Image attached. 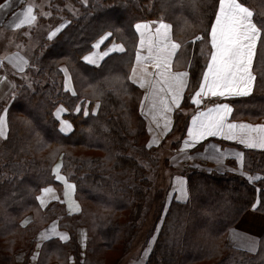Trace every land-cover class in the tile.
<instances>
[{
    "label": "trees",
    "instance_id": "trees-1",
    "mask_svg": "<svg viewBox=\"0 0 264 264\" xmlns=\"http://www.w3.org/2000/svg\"><path fill=\"white\" fill-rule=\"evenodd\" d=\"M241 2L253 10L254 19H264V0ZM218 4V0H109V4L87 6L80 16H70V23L55 38L41 42L39 65L45 74L41 72L34 86L23 88L9 104L8 138L0 142V264H15L19 252H25L23 264H28L37 234L53 220L69 232V239L44 241L36 264H69L70 252L76 264H118L119 257L110 259L109 253L125 255L130 250L149 213L152 171L168 163L159 148L148 146L140 111L143 91L129 77L137 46L134 25L148 19L172 24L174 38L182 45L177 62L189 71L182 103L188 107L210 58L207 33ZM162 10L172 20L152 15ZM106 32L112 35L100 47L105 49L116 42L124 51L111 52L97 65L87 63L84 55ZM198 36L205 39L193 43ZM63 64L72 77L75 94L63 87ZM254 71L253 92L228 99L234 106L233 118L255 121L264 117L261 41ZM86 100L90 107L98 102L96 113L84 116L75 112L77 104ZM59 104L69 109L66 116L73 122L69 134L59 129L54 116ZM188 124L189 116L176 114L175 130L185 132ZM240 147L245 171L258 172L262 178L253 184L233 172L184 170L188 199H172L167 207L163 200L167 209L146 264H264V234L254 253L227 242L229 229L249 208L256 204V210L264 213V151ZM61 153L62 172L74 182L81 204L78 214L64 212L63 204L55 201L39 209L34 198L41 188L58 185L51 167ZM153 195L159 201L163 190ZM162 199L156 209L161 208ZM138 202L147 209L143 207L135 215ZM31 210L33 219L23 226L20 221ZM79 226L87 229L83 256L77 239Z\"/></svg>",
    "mask_w": 264,
    "mask_h": 264
},
{
    "label": "crops",
    "instance_id": "crops-1",
    "mask_svg": "<svg viewBox=\"0 0 264 264\" xmlns=\"http://www.w3.org/2000/svg\"><path fill=\"white\" fill-rule=\"evenodd\" d=\"M218 9H219V4L217 11ZM158 21L160 20L148 19L137 22V23L150 22L151 30H145V29L137 30L135 28V25L137 23L134 25V28L137 33V46H136L133 65L129 77L130 80L134 84L139 86L143 91V95L140 103V111L146 124V129L148 134V145L151 143V146L159 148L161 150V153H163V157L168 159V163L167 165H165V167H170L172 170H174L173 173L171 174L168 173L167 175V177L169 176V183H171L172 185L171 187L172 192L171 194L168 195L169 200L171 201L172 199H176L178 201L184 202L188 199L189 196L188 179L185 174H182V172L184 170L193 169V168L205 170L208 172L209 171L233 172L246 177L253 184H256L258 180L262 178V175L259 174L258 172L249 173L245 171L243 167L244 152L240 146L254 150H262V151H264V148L249 147L246 143H242L241 142L242 140L247 139V136L244 135H238L237 139H229L226 130L221 135H212V136L205 135L204 138L200 140H193V138L190 137L188 134V129L190 127L194 128L192 117L196 115L197 112H205L207 109L212 108L214 104H228L231 107L232 110L226 117V124H236L237 126L264 125V117H260L255 121H251L245 118H233L234 106L228 101V99L237 96H215V97L206 96L202 98L203 102L200 105L195 104L190 98L191 105L188 107H183L182 103L187 93V88L189 84V75H188V77L185 78L186 86L182 90L181 100L178 106H173L170 112L164 111V115H161L160 112L163 109L159 99L157 98L155 100V103L157 104V108L154 110L151 109V104L153 103V99H154L152 95V90L147 86L141 87L140 84L135 81L139 79L140 76L144 75L142 69L145 65L147 66L149 75L145 76L144 78L147 80L154 81L156 79V77L154 76L155 69L153 67V63L150 60L143 61L142 63L138 64L136 60V56L138 52L141 54L142 57L147 56L149 42L155 43L157 41L158 38L154 35V33H155V28L158 26L156 23ZM163 21L172 26V24L169 21L166 20ZM170 32L172 38L176 40L173 35V27H171ZM141 41H143V44L141 43ZM176 42L180 43L178 40H176ZM120 46L123 47L121 43L112 42L105 49L101 47L93 48V50L89 53L97 54L96 57H94L96 59V63L93 64L90 63L89 61L86 62L89 64L97 65L105 57L102 55L103 52L108 51L109 49H111V51H109V54L114 51L123 52L124 47L123 50H121ZM179 50L180 49L177 50V54ZM89 53H87L86 55H88ZM177 54L172 58V70L174 72L186 71L189 73L188 69L181 65V62H177ZM254 61H255V57L253 60L251 71L253 76L256 78L254 71ZM134 67L136 68V76H133L132 70ZM66 81H67V88L72 89V85L68 74H66ZM254 85H255V80L253 81L252 91L250 93L246 95H238V96H247L251 94L253 92ZM159 87H164V85L161 84ZM146 93L148 94V99H145ZM194 94L195 92L193 93V95ZM169 103H171V101H169ZM97 104L98 102H95L94 110L97 109ZM64 112L65 111L61 113L63 114ZM179 112L183 113L185 116H189V124L185 132L181 128L176 130L174 129L175 116ZM2 116L4 117V115ZM165 117H167V124H168L167 129H165L164 127ZM61 118H62V122L67 121L70 125L69 131H62V132L64 134H69L73 130V126L68 120L64 119L63 116H61ZM62 122L60 123V129ZM5 129H6V125L4 124V131ZM247 132L249 136H253V137L259 136L261 134L259 129H250L247 130ZM185 140H188L194 146L185 147L184 144ZM154 141H158V143ZM201 144L202 146H199ZM240 154H242V156ZM58 164L60 165V161L56 163V165ZM56 165L54 172H55V180L58 185L50 184L43 187L38 195V197H41L43 195V203H41V200L38 199L39 203L41 204L42 207H45L50 202L61 200V202L65 203V206L69 214H76L77 212H79L80 206H79V202L75 198V189L74 190L67 189L65 181L57 179V175L65 177L67 182L70 184H74V182L68 180L67 177L60 171V168L57 170ZM176 170L179 171L180 173L177 172ZM249 177H256L257 179L250 180ZM181 184L184 185L187 191V198H182L180 195L179 189L181 187ZM44 188H49L50 191L48 193H43ZM63 234H67L68 238L61 239V235ZM263 234H264V213L257 211L255 204L244 213V215L241 217V219L235 226L229 229L227 242L232 246L245 249L247 251L254 253L258 249L260 238ZM51 238H56L64 242L69 239V232L59 228L58 221L56 220H53L46 227L41 229L37 234L36 246L32 254L30 255L28 264L37 263V259L42 243ZM77 239L80 245L81 256H83L86 247V240H87V229L84 226H79L77 228ZM24 259H25V252L17 253L15 256V261H16L15 264H23ZM69 263L70 264L75 263V257L72 252L69 253ZM51 264H58V263L52 262Z\"/></svg>",
    "mask_w": 264,
    "mask_h": 264
},
{
    "label": "snow or ice",
    "instance_id": "snow-or-ice-1",
    "mask_svg": "<svg viewBox=\"0 0 264 264\" xmlns=\"http://www.w3.org/2000/svg\"><path fill=\"white\" fill-rule=\"evenodd\" d=\"M86 2V0H85ZM219 9L214 13L215 20L210 25L211 51L208 53L210 57L206 61V70L202 73V82H199L198 90L191 96L192 101L200 105L203 102V97L215 96H238L246 95L252 91V84L255 77L252 74L251 68L253 60L256 55L258 41L264 42L262 32H264V19H254V12L246 6L241 0H218ZM9 7V0L0 5V10ZM17 13L13 12L15 17ZM37 20L36 15L33 14V6L29 5L23 10V15L17 23L12 26L19 29L23 25L32 26ZM70 22L60 23L59 26L53 28L49 33V38L56 37L66 24ZM155 28L154 35L158 38L155 43L149 42L148 55L141 56L138 52L136 56L137 63L143 61H151L155 69L154 76L156 79L147 80L144 77L149 75L147 66L142 69L144 75L140 76L135 82L139 83L141 87H148L152 90L153 103L151 109H156L157 104L155 100L158 98L162 105L161 115L164 111H171L173 106H178L181 100V93L186 86L185 78L189 73L186 71L174 72L172 70V58L177 54V50L182 47L181 43H177L171 36V25L160 20ZM137 30H151L150 22L137 23L135 25ZM143 34V33H142ZM112 34L106 33L101 36L99 40L93 45L94 48H99L100 45ZM204 36L194 37L193 43L196 40L203 41ZM143 44V41H141ZM123 50V47L120 46ZM108 51L102 53L103 56L109 54ZM96 53H89L84 56L85 61L95 64ZM26 63V62H24ZM133 76H136V68H133ZM161 84L164 87H159ZM145 99H148L146 93ZM171 101V103H169ZM97 107L99 105L97 104ZM143 107V105H142ZM231 107L228 104H214L212 108L205 112H197L192 117L194 128L188 129V134L193 140L203 139L205 135H221L228 133L229 139H237L238 135L247 136V139L242 140L249 147L264 148V125H240L226 124V117L231 112ZM66 109L58 108L57 114ZM79 112L80 108L77 107ZM87 116V110L84 111ZM5 120L0 116V136L4 135ZM165 129H167V117H165ZM259 129L261 134L253 137L249 136L247 130ZM70 125L67 121L61 124V131H69ZM158 143V141H154ZM185 147H193L188 140L184 141ZM151 147V143L148 145ZM242 156V154H240ZM61 165H56L58 170ZM57 179L64 180L67 189H75L74 184L67 182L65 177L57 175ZM250 180L257 179L256 177H249ZM49 188H44L43 193H48ZM182 198H187V191L183 184L179 189ZM37 199L43 203V195ZM67 234L61 235V239H67ZM254 250V249H253Z\"/></svg>",
    "mask_w": 264,
    "mask_h": 264
},
{
    "label": "rangeland",
    "instance_id": "rangeland-1",
    "mask_svg": "<svg viewBox=\"0 0 264 264\" xmlns=\"http://www.w3.org/2000/svg\"><path fill=\"white\" fill-rule=\"evenodd\" d=\"M152 1L153 0H151V3ZM4 3L5 0H0V5ZM96 3H101V5L109 4V0H86V2L85 0H9V7L0 10V116L4 115L5 125H6L4 135L0 136L1 143L8 138L9 121L7 116V108L9 107V104L13 101V99L17 96V94L23 90V88L32 87V85L39 80L37 76L41 72L43 75L45 74V71H42V68L39 65V58L42 53L41 42L45 38L52 39L49 38L48 33L53 28L59 26L60 23L70 22L71 21L70 16H75V17L80 16L82 11L87 6L90 5L89 7H92L94 6L93 4ZM29 5L33 6V14L36 15L37 17L36 22L32 26L23 25L19 29L13 27L12 25L19 21V19L23 15V10L26 9ZM150 6H152V4ZM13 12L17 13L15 17L13 16ZM152 15H157L156 18H162L165 16L172 20V18L169 17L164 10L157 11ZM68 24L69 23H67L66 25ZM61 70L63 72L64 89L70 92L71 94H75L72 77L65 64L62 65ZM66 74H68L69 76L72 89L67 88ZM3 102L5 103V105L2 104ZM59 107L62 109H66V111L63 114L61 113L63 111L57 114V109ZM77 107L80 108L79 112H82L83 115L85 110H87L88 114L97 112V109L94 110V105L90 107L88 100H86L83 103L77 104L76 108ZM76 108H75V112H77ZM68 113H69V109L63 104H59L55 108L54 116L59 123V129H60V123L62 122L61 116H63L64 119L68 120L73 126V122L66 116V114ZM161 154L163 155V153ZM62 156L63 155L61 153L53 162V165L51 167L52 174L54 175V177H55L54 169L58 161H60V165H61L60 171L61 172L63 171ZM173 172L174 170H172L170 167H165V165L164 167L163 165L160 166L156 171H152L151 176L154 181V187L151 192L152 195H149L147 197V200L150 201L148 208L149 213L145 216L142 227L138 228L137 236L130 250L125 255L117 254L116 252L109 253L110 259L112 256L119 257L118 260L120 261L118 262V264H146L148 256L156 242L157 236L161 228V224L163 223L164 213L165 210L167 209L166 207L171 202L169 200L168 195L171 194L172 192L171 191L172 185L171 183H169V176L167 177V175L168 173L171 174ZM62 173L67 177V175L64 172ZM159 189L163 190V199L162 197H159V201L160 199H162V204L160 209H156L159 201L154 199L153 194ZM38 195L39 193L35 192L34 198L36 202L38 201L39 203V200L37 199ZM76 197L77 196H76V188H75V198ZM76 200L79 202V206H80L79 212H80L81 204L78 198H76ZM163 200L165 201V206H166L165 208H164ZM55 202H58V204L62 203L65 208L64 212L66 211V213H68L64 202H61V200H57ZM143 205L144 204L141 202L137 203L135 209L136 211L135 215L137 214L138 210L139 211L140 209L142 210V208L144 207ZM39 206L41 208H44L41 206L40 203L38 205V208L41 209ZM31 211L32 212L27 213L21 219L20 222L23 226L27 225L33 219V210ZM79 212H77L76 214H78ZM159 214L161 215L157 219V216ZM137 219L138 218H135L133 222L136 223ZM155 221H156L155 225H153V228H151V225ZM74 264H76V261ZM107 264H111V262Z\"/></svg>",
    "mask_w": 264,
    "mask_h": 264
}]
</instances>
